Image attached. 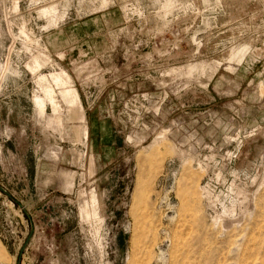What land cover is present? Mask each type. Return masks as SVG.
<instances>
[{
    "label": "rangeland",
    "instance_id": "obj_1",
    "mask_svg": "<svg viewBox=\"0 0 264 264\" xmlns=\"http://www.w3.org/2000/svg\"><path fill=\"white\" fill-rule=\"evenodd\" d=\"M0 183V264H264V0H0Z\"/></svg>",
    "mask_w": 264,
    "mask_h": 264
},
{
    "label": "water",
    "instance_id": "obj_2",
    "mask_svg": "<svg viewBox=\"0 0 264 264\" xmlns=\"http://www.w3.org/2000/svg\"><path fill=\"white\" fill-rule=\"evenodd\" d=\"M0 190L3 191L13 201L17 202L21 207H24L23 204L9 190H7L1 183H0ZM31 233H32V228H31V230L29 232V235L27 237V240L30 237ZM17 264H18V262H17Z\"/></svg>",
    "mask_w": 264,
    "mask_h": 264
}]
</instances>
